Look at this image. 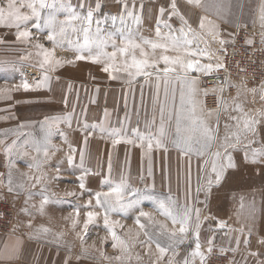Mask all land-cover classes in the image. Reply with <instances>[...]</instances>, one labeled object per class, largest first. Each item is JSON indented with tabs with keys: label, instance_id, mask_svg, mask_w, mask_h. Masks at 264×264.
<instances>
[{
	"label": "rangeland",
	"instance_id": "1",
	"mask_svg": "<svg viewBox=\"0 0 264 264\" xmlns=\"http://www.w3.org/2000/svg\"><path fill=\"white\" fill-rule=\"evenodd\" d=\"M46 2L50 4L53 0ZM90 2L91 0H57L58 5L70 4L75 13L81 16L86 15L87 7L80 5L83 3L87 6ZM22 11L30 13L31 10L25 8ZM47 12V9L42 10V16L46 17ZM67 15V10H61L57 13V19L63 21ZM106 16L108 19H105ZM106 16L100 19L101 16L94 15L92 32L95 33V20H100L101 36L108 41L103 51L111 53L116 49L109 34H112L116 44L120 46L118 33L110 30L113 26L117 28L118 24L111 20L110 15ZM40 22L43 24V19ZM35 23L36 18L33 17L19 29L7 23L0 24V212H7L5 219L12 221L10 231H0V264H183L186 257L192 258L190 264H264V243L263 248L235 250L224 242L227 232L236 231L233 226L224 225L213 230L220 232L217 235L210 232L214 218L209 214V194L206 196L205 186L209 178H214L205 169L202 159L206 158H198V162L193 164L198 165L202 160L203 169L199 173H169L167 177H160L158 173L154 177L148 176V166L145 167L144 164L156 165L157 155L161 151L155 146L150 151L146 145L140 147L137 132L146 135L149 131L157 130L159 111H153V90L157 83L165 87V81H157L156 78L151 80L146 107L143 97L139 95L138 78L134 80L128 74L135 72V69L129 67L125 70L124 61L127 59L130 65L131 54L125 56L117 52L114 61L103 55L99 57V62H93L90 58L80 60L77 59L79 55L91 57L98 55L101 50L93 44L90 46L91 51L87 48L83 52L77 51V34L71 33L70 26L67 37H58L59 43H53L48 40L51 30L47 27L37 30ZM73 24L79 26L78 21ZM25 30L31 32L30 37L18 35ZM126 35L134 40L131 33ZM79 36V43L82 44V33ZM211 39L215 42L211 50L217 64L220 60L215 45L222 41V37L213 36ZM38 44L44 48L37 47ZM45 50L51 53V67L44 59ZM57 60L61 63L56 64ZM41 64L44 66L41 67ZM108 65L113 67L105 72L103 69ZM158 66L163 68L165 65ZM216 70L215 67L208 76L203 77L201 91L198 90L195 97L203 107L200 109V103L198 104V114H202L214 129L217 122L214 116L223 115L230 110L233 98L237 97L235 92V95L225 100L227 103L222 112L209 115L204 104L205 79ZM45 76L48 77L47 81ZM113 76L116 78L113 79ZM179 81L170 79L167 83L169 97L173 91L178 93L175 94L177 103L181 90H184L186 98L189 94V86L179 88ZM25 83L29 85L27 89L24 87ZM261 86H252L257 89L255 93L246 91L245 94H240L242 97H239V102L243 104V109L254 108L256 113L260 112L264 102L261 99L264 94L260 90ZM160 100L163 102L164 95L160 96ZM255 100L257 101L254 102ZM177 103L176 107L179 109ZM232 110L235 112L234 108ZM68 114H71L70 124L67 120L53 123V118L66 117ZM242 115L252 117V112ZM46 118L48 125H44ZM154 118L155 125L152 124ZM226 124L231 127L228 130L224 128L222 132L225 133L236 126V121L229 119L224 126ZM85 125L88 127L85 128ZM97 125L106 131L101 132L99 127H94ZM49 128L50 136L47 135ZM113 129L120 131L119 137L108 135ZM115 139H120L121 142L114 146ZM127 140L134 143L129 144ZM222 142L224 140L220 143ZM34 143L39 144L40 151L36 150ZM145 156L153 159L150 162L141 160ZM169 156L166 165L170 170L173 163ZM9 173L12 191H9ZM122 178L131 188L139 189L145 198L126 212L108 213L109 226L105 224V209L96 203V193L108 192ZM162 183L168 185V192L155 190L154 184L159 189ZM198 186L201 188L199 193ZM29 193L33 195L29 197ZM40 193H45L49 201L43 211L40 210V205L44 196ZM170 200L175 201L177 208L187 205L190 209H199L198 221L195 213H192L190 230L194 231L196 223L206 219L199 227V233L206 234L205 247L200 242L199 235L201 251L205 253L206 260L190 256L196 244L193 234L187 236L175 250L169 248L163 258L157 259L160 256L157 243L167 247V242L166 238L159 235L155 210L162 214L159 210L160 202ZM25 208L28 212L23 211ZM89 212L98 214L91 222H88ZM141 212L150 213L152 219L140 217ZM137 217H140V224L145 226L143 229L137 223ZM232 219L236 220L231 216L230 220ZM86 223L87 229L84 227ZM42 227L49 231H41ZM179 227V224L172 223V230H178ZM247 228L253 230V225L250 224ZM247 228L246 232H250ZM113 231L119 241L113 239ZM249 234L251 237L243 242H254V233ZM149 236L154 238L149 241ZM210 240H213L212 252L208 253ZM221 249L224 251L221 252ZM242 253L246 255L242 256V263H239L237 255Z\"/></svg>",
	"mask_w": 264,
	"mask_h": 264
},
{
	"label": "snow or ice",
	"instance_id": "2",
	"mask_svg": "<svg viewBox=\"0 0 264 264\" xmlns=\"http://www.w3.org/2000/svg\"><path fill=\"white\" fill-rule=\"evenodd\" d=\"M189 4L195 6H203L201 4V0H187ZM80 7H85V4H81ZM125 10H127L128 5L126 3L123 4ZM222 7V5H221ZM30 9L29 12L22 11V9ZM101 8V4L97 2L95 4V8L93 9L91 5H87V13L84 16L78 15L75 13V10L72 9V6L65 5L63 3L57 4V0H53L52 3H47L46 0H0V24H5L9 26H15L18 29L21 25H25L28 21L32 20L33 17L36 18V23L34 27L37 30H43V28L47 27L51 31L48 35V40L53 43H59L58 37L60 39H64L67 37L68 34V27L70 26V30L72 34L76 35V43L75 47L77 51L83 52L86 48L88 51H91V45L95 44V46L100 49L101 51L98 55L85 57L84 55H79L77 59L84 60V59H92L93 62H99V57L101 55L105 56L109 60H115L117 56V52L123 53L125 56L131 54V64H128L127 59L124 61L125 70L131 67L135 69V72H129V76L132 77H142L144 78L145 82L148 83L149 78L155 74L157 81L164 80L165 81V88H164V100L161 102L160 100V85L157 83L156 86V95L153 100V111H159V126L155 132L149 131L146 135H141L137 132V139L140 141V147L147 146V149L150 151L153 146L157 148H164L167 150L169 144L171 146L183 151L186 155L195 151L197 156H214L215 162L212 164L211 172L215 174V183H219L220 179L222 178L224 165L220 164L219 161L221 160V152L218 150L214 153L210 151L213 142L216 139L215 133L218 132L219 129V115H217V122L216 128L214 129L209 125V123L205 120L202 114H198L197 106L200 103L195 97L198 92V89L195 87L196 80L195 78H189L187 75L181 76L180 73H187L190 69L195 71H210L213 68L212 64L203 65L199 63V60L190 59V56H194L197 54L206 55V50H200L199 48L196 49V52H189L190 46L193 44L192 39H188L189 32L192 33L193 37H195V33L192 32V29L188 27L187 22L184 21L183 16L179 13L175 0H172L171 15H180L182 24L184 27H188V32L184 31V27L179 29L181 35L173 34L171 31L164 39V42H152L148 40H143L142 43H137L130 38V35L125 36V46L121 47L116 44L114 37L112 34H109V39H111L113 47L116 51L111 53H107L103 51L104 46L108 42L106 39L102 38L101 36V28H100V20H95L96 29L95 33L92 32V24L94 22V12H97ZM47 9V16H42V10ZM61 10H67L68 15L65 20L60 21L57 19V13ZM165 12L164 8L160 9L161 15ZM128 15L133 16L132 12H129ZM137 19L136 17H133ZM171 18V17H170ZM43 19V24H41V20ZM105 19H108L106 16ZM117 17L115 15L111 16V20L115 22ZM204 19L201 18L200 27H204ZM121 22L123 23V16L120 17ZM74 21L79 22V26H75L73 24ZM260 21L262 27H264V6L260 9ZM137 22L138 19H137ZM166 27H171L170 25H165ZM159 24L156 28V35L157 37L161 36ZM214 30V29H210ZM82 33L83 36V43H79L80 36L79 34ZM123 35V33H121ZM20 37H30L31 32L29 30L20 31L18 33ZM69 43H73L69 41ZM222 43H226V41H222ZM247 43L251 44L252 41L248 40ZM152 49V53L155 54L157 49H162L164 53H167L170 49L172 51L179 52L181 49L184 50L183 55H176V56H169L167 54H162L158 59L151 60L149 59V53L145 51V45H149ZM37 47L43 49L44 46L38 44ZM139 49L142 58L137 59L135 54V50ZM223 50V49H222ZM51 53L45 50L44 59L46 62L49 63L51 67L52 62L49 61V56ZM162 61L165 65L163 68H160L159 62ZM56 64H60L59 60L55 61ZM44 65L41 64V67ZM113 67L112 65L106 66L103 70L105 72L109 71V69ZM217 69L224 68L225 65L223 63H217L215 65ZM172 74H175V78L177 80H183L188 87V96L186 98L184 90H181L180 99H179V109L176 107V97L175 91L172 92L171 97H169V90L167 87V83L172 78ZM113 79L116 77L113 76ZM48 80V77L45 76V81ZM244 85H233L229 83V87H236L237 97L233 98V105L234 110L240 113H243V104L239 102V89ZM25 89L29 87L27 83L24 84ZM261 92L264 93V84L261 86ZM252 93L257 91L256 88L248 89ZM223 92V89H221ZM207 95V90L204 92ZM261 99H264V94L261 95ZM169 102L171 107H169ZM227 102L221 97L220 104L225 105ZM264 115V113H261ZM211 115V112H209ZM232 120L236 121V131L231 133L232 136L236 138L237 141L240 139V124H241V117L233 116L231 117ZM67 120L70 124L71 114H68L66 117H55L53 118V123L61 122ZM258 123V121L252 117H244L243 119V131L250 132L253 131L254 125ZM152 124L155 125V118L152 121ZM44 125H48V119L46 118L44 121ZM43 126V125H42ZM88 125H85L87 128ZM99 127L101 132H105L106 129L102 126H94ZM231 127L230 125L226 124L225 128ZM47 135H51L50 128L47 129ZM108 135L119 137L120 131L117 129H113L108 132ZM120 139L113 140V145L120 143ZM129 144L134 143L132 140L126 141ZM37 151H40L39 144L34 143ZM224 150V154L228 160V167H234V163L232 162V157L228 152L229 148H235V145L230 142L229 134L226 133L224 137V142L220 146ZM10 150V149H9ZM27 155V153H24ZM47 155V152H45ZM247 156V153H246ZM264 156V148H257L253 149L252 151V162H257V157ZM71 159V158H69ZM264 163V161H260ZM205 165L209 163L207 159L204 161ZM109 169H111V164H109ZM8 183H9V191H12L11 184V173L8 176ZM213 179L209 178L207 180V187L205 189L206 196L210 194L211 189L213 187ZM23 187L22 185L20 186ZM81 187H83V183H81ZM201 191V188L197 187V193ZM74 195V193H71ZM33 193H29V197H31ZM40 195L44 196V199L41 201L40 210L43 211L44 206L49 202L48 196L45 193H40ZM128 196V199L125 197ZM145 198L143 194L140 193L139 189L131 188L125 179H121V181L113 187H110L108 192H98L96 193V203L100 207L105 209V224L110 225V221L108 220V213L111 212H126L127 209L138 205L140 199ZM91 203V202H89ZM243 207V204H241ZM159 210L162 212L163 215L166 217L171 218L174 224H179L180 227L178 230L169 231L166 229V226L162 223H159V235L161 237L166 238L167 247H162L160 243H157V248L159 249L160 256L157 259L163 258L164 254L169 250V248L175 250L180 243H183V240L187 237V234L190 230V221L192 220V213L194 212L196 215V220H199V209H190L187 205L177 208L175 206V201L164 202L161 201L159 204ZM23 211L28 212V209L25 208ZM98 215L97 213L89 212L88 217L89 221L91 222L92 218ZM140 217H149L151 220V214L147 212H141ZM140 217L136 218L138 224H140ZM118 223V222H114ZM29 226H31V222H29ZM85 229H87V223L84 225ZM140 227L143 229L145 226L140 224ZM221 227H224V222H221ZM43 232L49 231L47 228L41 229ZM148 235L147 233H145ZM250 235V234H249ZM154 237L149 236V241H151ZM195 238L196 244L195 249L190 253L191 257L199 256L200 259L206 260L207 257L205 253L201 251V245L199 242V223L195 225ZM113 239L119 241V237L116 236L115 232L113 231ZM123 243V242H120ZM239 241H237V244ZM264 243V240L261 241ZM212 241H209V248L207 249L208 253L212 252L211 247ZM114 247L116 244L113 245ZM224 249H221L223 252ZM139 259V257H137ZM119 259V257H117ZM171 264V262H170ZM183 264H190L189 259L186 257L183 260Z\"/></svg>",
	"mask_w": 264,
	"mask_h": 264
},
{
	"label": "crops",
	"instance_id": "3",
	"mask_svg": "<svg viewBox=\"0 0 264 264\" xmlns=\"http://www.w3.org/2000/svg\"><path fill=\"white\" fill-rule=\"evenodd\" d=\"M97 2L101 4V8L97 12H94V15L101 16L100 19H104L106 15H115L117 17V28L113 26V28H111L110 30H112V32L116 31L118 33L119 43L121 47L125 46V36L127 33H131L134 41L137 43H142L143 40L152 42H164V39L167 37L170 31L173 34L181 35L179 29L184 27L180 15H171L172 0H91L89 4L94 9ZM175 2L179 13L184 18V21L187 22V25L192 29V32L196 34L195 37H193L191 32H189L188 34V39L193 40V44L190 46L189 52H196L197 48H199L200 50H206L207 52L206 55L197 54L194 56H190L189 58L199 60V63L203 65H213V68L210 71L198 72L190 69L187 73H180L181 76L187 75L189 78H195V87H197L199 91H201L202 88L203 77L208 76L214 70L216 65L217 59L215 60V56L214 54H212L211 50L215 42L213 39H211V37L219 36L222 37V40L227 42L228 39H231V32L233 28L235 27V25L239 24L250 23L255 25L257 28L264 30V27H262L260 21V9L262 6H264V0H201V4L203 6H195L189 4L187 0H175ZM124 3L128 5L127 10H125L123 7ZM86 7L87 6H85V8ZM161 8L165 9L163 15H161L160 13ZM129 12H132L133 16L128 15ZM121 16H123V23L120 20ZM133 17H136L139 22H137V19H134ZM202 17L206 18L204 19L203 28L200 27ZM158 24L160 26V37H157L156 35V28ZM165 25H170L171 27L169 28ZM188 27H184L185 32H188ZM121 33H123L124 39L120 38L122 35ZM144 47L145 51L149 53L150 61L158 59L162 54H167L169 56L184 54L183 49H181L179 52L172 51L170 49L167 53H164L162 49H157L155 54H153L150 44L145 45ZM135 54L137 56V59L142 58L139 49L135 50ZM159 65L164 66L162 61L159 62ZM137 78L139 80V95L143 97L142 101H144V105L147 107V97H149L150 95V87H148V85L151 84V80L156 78V76L155 74H153V76L149 78L148 83H146L144 78L142 77H132V79L134 80H136ZM171 80H177L175 78V74H172ZM179 82V88L186 87L187 84H185L183 80H180ZM173 85L177 86V83H174ZM164 88L165 87L160 85V96L163 95L164 90L162 89ZM252 88L255 87L243 86L239 89V92L241 95H243V93L245 94L248 89ZM146 91H148V93ZM237 91L238 89L236 88L235 96H237ZM153 94L156 95V88H154ZM175 94L177 95L178 93L175 91ZM239 97L242 96L239 95ZM256 101L257 100H255L254 102ZM177 104L179 106V103ZM231 106L232 108L230 110L225 111L223 115H219V129L218 132L215 133L216 139L210 149L212 153L218 150L221 152V160L219 161V163L224 165V171L219 183H215V174L211 172L212 164L215 162L214 156H197L195 151L186 155L183 151L171 146V144L168 145L169 148H167V150H165L164 148H158V151L161 152H159L157 155L158 163L156 165H154V163L151 165L150 163H147L144 164V166H148V176L151 177H154V175H157L158 173L160 174V177H167L169 173H176L179 175L189 172L199 173L203 169L201 161L203 160L204 162L205 159L199 161L200 164L198 163V165L193 164L198 162V158H206L209 163L205 165V169L208 173L212 174V177L214 178L213 187L208 196L209 214L212 216V218H214L212 220V228L210 229V232H212V234L214 233L215 235L220 234V232H213V230L221 228V222H224V225H228L229 227L231 225L234 227L233 229L236 230L234 232L232 230L230 232H227V237L224 239V242L226 241V244H229L230 248L235 250H254L257 248H263L261 241L262 237L264 236V163L260 162L264 161V156L257 157V162H252L253 149L264 148V115L260 114V112L264 113V102L262 106L263 108H261L260 112L258 113H256L254 108H252V110L247 109V107L246 109H243V114L252 112V118L258 121V123L254 125L253 131L250 132L243 131L244 116L242 115V113L237 111L234 112L232 110L234 108L233 103ZM199 107L200 109L203 108L201 102ZM233 116L241 117V133L240 139L239 141H237L236 138L231 135V133H234L237 130L236 126L233 127L231 131H226V133L229 134L230 142L236 146L234 149H228V152L232 157V162L235 165L234 167H228L227 157L224 154V150L220 147L223 142H220L224 140L226 134L224 131V133L222 132V130H224L225 128L224 124L228 122L229 119H231V117ZM214 117L217 121V115H215ZM226 130H228V128ZM168 155H170L169 160H171V162L173 163V165L170 167V170L166 165ZM154 156L155 154H153V157ZM153 157L148 158L147 156H145V158H141V160L150 162ZM189 162L191 163L190 165ZM139 170L140 167L138 168V172ZM160 180L164 182L162 178ZM206 187L207 186H205V189ZM154 188L155 190H160L162 192H168L169 189L168 185H166L165 183L160 184L159 189H157L158 185L156 186V184H154ZM218 204L221 205L218 207ZM241 204H243V207H241ZM219 210H221L222 212L220 213ZM155 211V214H157L158 217L157 221L165 225L167 230L172 231L173 222L171 218L165 217V215L161 214L158 210ZM231 216H233V218H235L237 221L234 219L230 220ZM160 218H162V220ZM205 220H200L199 227H201ZM245 223H248L247 226H244ZM250 224L253 225V230H251V228H247L250 227ZM158 226L159 225H157V227ZM245 228H247L248 231L254 233V242H243L247 238L251 237V234L249 235L250 232H246ZM192 234L195 236V230L193 231L191 229L189 230L187 236L190 237L192 236ZM204 234L205 233L203 232L199 233L200 242H202V245H204L203 247H205V245L207 244L204 243L206 242L204 240ZM237 241H239L238 244ZM245 255L246 254L243 253L237 255L239 263H242L241 258ZM191 260L192 258L189 259L190 262ZM171 264L175 263L172 262Z\"/></svg>",
	"mask_w": 264,
	"mask_h": 264
},
{
	"label": "built area",
	"instance_id": "4",
	"mask_svg": "<svg viewBox=\"0 0 264 264\" xmlns=\"http://www.w3.org/2000/svg\"><path fill=\"white\" fill-rule=\"evenodd\" d=\"M231 35L228 43H222V40L215 45L220 63L225 67L205 79L207 95L204 104L208 113L224 110L225 106L220 104L221 97L226 100L236 89L229 87V83L248 87L264 84V31L250 24H241L232 30ZM248 40L252 43H247ZM4 213L0 212V231H10L12 221L5 219L7 212Z\"/></svg>",
	"mask_w": 264,
	"mask_h": 264
}]
</instances>
